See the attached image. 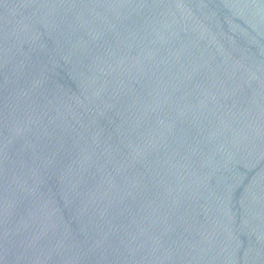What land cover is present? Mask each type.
<instances>
[{"label":"water","instance_id":"obj_1","mask_svg":"<svg viewBox=\"0 0 264 264\" xmlns=\"http://www.w3.org/2000/svg\"><path fill=\"white\" fill-rule=\"evenodd\" d=\"M0 264H264V0H0Z\"/></svg>","mask_w":264,"mask_h":264}]
</instances>
